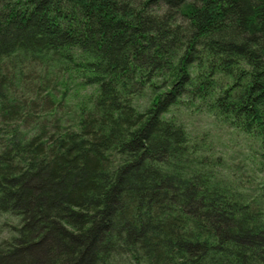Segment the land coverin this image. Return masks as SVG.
I'll return each mask as SVG.
<instances>
[{
	"label": "trees",
	"instance_id": "obj_1",
	"mask_svg": "<svg viewBox=\"0 0 264 264\" xmlns=\"http://www.w3.org/2000/svg\"><path fill=\"white\" fill-rule=\"evenodd\" d=\"M0 264H264V0H0Z\"/></svg>",
	"mask_w": 264,
	"mask_h": 264
},
{
	"label": "rangeland",
	"instance_id": "obj_2",
	"mask_svg": "<svg viewBox=\"0 0 264 264\" xmlns=\"http://www.w3.org/2000/svg\"><path fill=\"white\" fill-rule=\"evenodd\" d=\"M208 116L209 115H207L205 117L201 116V118L200 117L197 118L195 116L191 117V124H192V129L191 130L193 131V134L197 133V135H199V134L201 135L203 133V129H204L203 125H205V123L208 122L209 118L212 119L211 116H209V117ZM191 124H190V126H191ZM213 132H214V138L216 140H220V142L222 144H229V143L233 144L234 143L233 140H235L234 139L235 136L234 135H230L228 133V131H226V130H223V131L222 130H214ZM236 143H237V145H235L234 148L231 147L232 149H229V155H230V159L233 156L235 161H240L239 158L242 157V154H244V152L246 151V148L248 147L247 145H244V144L245 143L248 144L249 140H245L244 142H240V140H237L235 142V144Z\"/></svg>",
	"mask_w": 264,
	"mask_h": 264
}]
</instances>
